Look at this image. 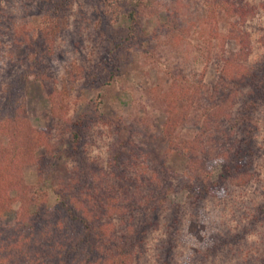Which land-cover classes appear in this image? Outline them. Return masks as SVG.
I'll use <instances>...</instances> for the list:
<instances>
[{
  "label": "rangeland",
  "instance_id": "1",
  "mask_svg": "<svg viewBox=\"0 0 264 264\" xmlns=\"http://www.w3.org/2000/svg\"><path fill=\"white\" fill-rule=\"evenodd\" d=\"M51 1L0 0L1 85L8 82L13 74L29 66V40H34V49L41 48V43H38L41 42L39 30L44 26L43 18ZM98 2L74 0L67 6L64 11L65 22L54 38V53L44 60L49 61L47 72L50 74L46 87L54 90V100L60 99L62 102L60 116L52 118L44 88L32 77L25 81V98H22L30 123L37 128H56L58 138L62 137L60 128L65 116H83L88 128L84 132L88 133L84 151L95 169L105 170L103 162L108 146L111 147V143L121 138H131L136 142L133 151L129 147L125 148L128 154L125 168L130 174L139 176L144 170L159 166L158 158L166 143L162 124L170 115L166 111L171 101L168 93L170 87H174L178 93L181 91V97L190 98L178 99L175 104L180 117H184L187 123L179 134L185 139L191 138L197 131L192 128V122H204L200 113L203 114L209 104L219 100L220 95L228 97L226 85L233 82L222 76L221 68L224 60L231 53L238 52L241 46L232 34L247 35L245 39L249 52L246 62L253 65V69L261 66L257 73L261 69L264 71V0H235L234 6L243 4L253 7L245 23L235 25L232 9L214 7L207 15L211 7L205 0H143L136 22L138 34L132 35L135 36L134 45L118 61L117 74L97 96L98 91L88 90V84L81 82L103 66L98 59L106 42L103 40L105 32L97 24L101 13ZM130 23V19L119 13L110 29L117 34H126ZM237 86V95L234 97L237 102L234 104L236 114L227 120L222 118L221 128L230 127L233 135L231 140L240 142L253 133V151L247 158L256 176L241 187L224 184L211 188L215 191L213 196L203 200V207L198 213L200 220L194 219L192 207H188L185 221H191L180 228L174 264H242L244 260L263 264L260 257L264 258V216L260 210L264 204V99L250 114L247 125H244L247 107L243 103L250 93L244 85ZM165 97L167 99L163 101ZM229 98L233 101L232 94ZM115 118H121L128 129L118 128L112 120ZM213 129L211 134L205 132L202 135L205 146L197 148V152L199 159L206 157V166L213 165L212 168L217 172L221 160L216 159L212 152L201 154L200 151L209 150L207 144L210 138L224 139L222 135L218 136L219 130L214 125ZM53 161L46 168L47 174L42 185L50 187L59 181L65 182L70 166L76 164L75 158L68 154ZM168 165L178 172H185V159L180 154L175 160L169 159ZM24 171L25 180L34 183L36 168L26 167ZM190 173L187 175L190 176ZM185 192L181 191L170 198L173 201L177 197L184 198ZM13 215L14 212H7L3 218L10 221ZM164 228L162 224L148 234L145 252H140L136 264H160V250L157 247L163 240ZM219 235L233 238L227 241L233 245L231 248L224 245L223 252L220 249L209 252L207 248L219 244L220 240L215 238ZM200 257L202 261H199Z\"/></svg>",
  "mask_w": 264,
  "mask_h": 264
},
{
  "label": "trees",
  "instance_id": "2",
  "mask_svg": "<svg viewBox=\"0 0 264 264\" xmlns=\"http://www.w3.org/2000/svg\"><path fill=\"white\" fill-rule=\"evenodd\" d=\"M73 1L52 0L49 3L43 18L44 26L39 30L41 48L34 49V40H29V66L9 77L4 85L0 81V264H136L140 252H145L148 234L162 224L165 228L163 240L157 247L160 250L158 260L160 264H174L180 228L191 221H185L188 207H192L194 219L200 220L198 213L203 207V200L213 196L215 191L211 188L224 184L241 187L256 176L247 158L253 151V133L243 142L231 140L232 129L221 128L220 121L236 114L234 97L237 95V84H240L250 93L243 103L247 107L243 124L247 125L250 114L264 99V71L261 69L257 73L261 66L255 70L246 62L249 52L245 39L247 35L232 34L241 46L238 52L231 53L224 60L221 68L222 76L233 82L226 85L228 97L220 95L219 100L209 104L203 114L200 113L204 117V122H199L200 126H197L199 123H189L195 131L197 129L191 138L185 139L179 134L187 123L184 117H180L175 104L178 99L190 98L181 97V91L178 93L170 87L171 101L168 100L170 106L166 108L170 115L162 124L166 143L158 158L159 166L156 164L158 167L146 169L139 176L130 174L125 168L128 155L125 148L133 151L136 142L131 138H121L108 146L103 162L105 170L95 169L84 151L88 138V133L84 132L88 128L83 116H65L60 129L61 136H67L58 138L56 128H37L30 123L25 100H22L25 98V81L32 77L44 88L52 118L60 116L62 102L54 100V90L46 87L50 74L47 72L49 61L44 60L54 53L55 35L65 22L64 11ZM98 1L101 13L97 24L105 32L104 39H101L106 42L98 59L103 66L81 82L88 84V90L98 91L97 96L117 74L118 61L133 47L135 36L132 35L138 34V9L143 5V0ZM234 1L205 0L211 7L207 15L214 7L232 9L233 25L245 23L253 7L243 4L234 6ZM119 13L131 20L126 34H117L110 29ZM214 89L215 94L217 87ZM229 93L233 95V101L229 100ZM112 120L118 128L128 129L121 118ZM213 125L219 130L218 136L222 135L224 139L210 138L207 142L209 150L200 151L201 154L212 152L216 159L221 160L217 172L213 165L206 166L204 161L207 158L199 159L197 152V148L205 146L202 135L205 132L211 134ZM64 154L76 160V164L69 168L66 181H59L50 187L42 185L46 168ZM177 154L185 159V172H178L168 165L169 159L175 160ZM26 167L36 168L34 183L25 180ZM187 172H191L190 176ZM137 180H140L139 183H136ZM181 191H186L185 200L177 197L173 201V196ZM52 196L54 201L51 202ZM7 212H14L10 221L3 218ZM260 212L264 216V204ZM225 237L215 236L220 240L219 244L207 250L212 253L220 249L223 252L224 245L231 248L233 244L227 241L233 238ZM202 259L200 257L199 261ZM260 259L264 264V258ZM252 263L253 260L242 262Z\"/></svg>",
  "mask_w": 264,
  "mask_h": 264
}]
</instances>
